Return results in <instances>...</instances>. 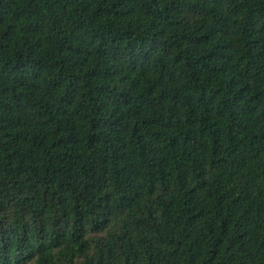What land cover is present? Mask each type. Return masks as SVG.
Instances as JSON below:
<instances>
[{
    "label": "trees",
    "instance_id": "obj_1",
    "mask_svg": "<svg viewBox=\"0 0 264 264\" xmlns=\"http://www.w3.org/2000/svg\"><path fill=\"white\" fill-rule=\"evenodd\" d=\"M0 264H264V0H0Z\"/></svg>",
    "mask_w": 264,
    "mask_h": 264
}]
</instances>
